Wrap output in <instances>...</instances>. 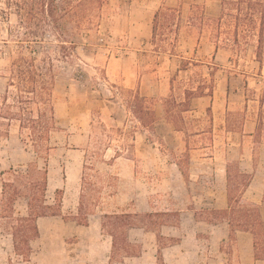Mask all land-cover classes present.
I'll list each match as a JSON object with an SVG mask.
<instances>
[{"label": "rangeland", "instance_id": "374dc122", "mask_svg": "<svg viewBox=\"0 0 264 264\" xmlns=\"http://www.w3.org/2000/svg\"><path fill=\"white\" fill-rule=\"evenodd\" d=\"M162 6L180 9L182 26L174 51L166 47V40L151 41L153 15ZM193 7L208 19L220 12L216 0H102L89 12L80 34L72 39L75 48L69 50L70 57L59 63L55 113L60 130L51 136L55 149L48 159L47 201H53L56 189H63L62 214L74 215L84 151L94 150L109 160L119 148L121 156L111 164L102 162L101 156L92 159L89 173L101 177L104 188L88 225L60 217L39 219L40 236L32 243L29 262L13 255L11 237L0 230V264H7L9 258L14 264H108L111 239L101 231L103 211L144 214L166 209L171 216L164 220L171 222L175 211L213 208L209 203L224 188L228 162H239L242 170L253 174L245 197L260 205L264 220V139L256 142L253 137H242L253 128L250 121L257 112L252 100L245 107V93L260 94L264 66L260 70L254 60L253 46L236 58L229 51L215 50L206 31L188 28L186 17ZM16 23L13 11L0 0V71L15 49L10 28ZM160 32L166 34V28L159 27ZM186 60L198 65L178 71ZM201 78L213 86L212 97L192 99L191 110L183 114L177 130L166 111L167 100L180 95L189 79L196 86ZM6 82L0 76V94ZM135 92L152 100L153 129L143 128L126 113L123 102ZM245 120L249 122L243 128ZM236 126H242L244 133L235 132ZM131 145L133 151H127ZM33 159L14 127L7 137L0 129V172ZM170 162H178L184 175ZM38 163L43 166L42 159ZM117 174L118 180L108 178ZM16 207L24 211V201ZM147 226L149 231H129V240L141 247L144 264L156 263V249L162 243H181L164 252L165 264H264L254 259L251 235L238 232L231 243L225 223L199 229L184 217L181 227L180 223L160 227L164 239L159 242L158 227ZM104 246L108 249L101 254ZM140 260L125 258L112 264H138Z\"/></svg>", "mask_w": 264, "mask_h": 264}, {"label": "trees", "instance_id": "16d2710c", "mask_svg": "<svg viewBox=\"0 0 264 264\" xmlns=\"http://www.w3.org/2000/svg\"><path fill=\"white\" fill-rule=\"evenodd\" d=\"M102 0H4L17 18L10 28V37L14 38L15 49L8 56V63L0 71L7 79L5 90L0 94V129L8 136L14 127L25 148L31 151L35 159L18 168L10 167L0 172V230L11 237L13 255L23 262H29L33 253L32 243L39 236L38 220L60 217L73 220L86 226L89 217L98 207L104 184L101 177L91 175L92 159L101 156L98 152L85 150L80 176V191L77 212L72 216H63V189H56L52 202L46 198L48 188V159L55 146L51 136L60 130L55 113V84L60 60L68 59L69 50L75 48L72 41L85 25L90 11ZM220 3L217 18L208 19L198 7L190 9L186 22L188 28L198 27L207 35L215 50H226L238 58L248 46H253L254 60L261 70L264 66V0H216ZM166 28V34L158 32L159 27ZM182 26L180 9L162 6L157 9L152 20L151 41L166 40V47L175 50L177 38ZM51 36L53 40H48ZM158 37V38H157ZM165 38V39H164ZM162 49L163 46H158ZM184 62L178 71H186L189 65L197 66L195 60ZM211 75V73H210ZM201 84L195 86L193 80L187 81V87L180 95H171L167 100V113L176 129L183 114L191 109L192 99L212 97L213 86L201 78ZM245 87L246 82H245ZM246 88V92H247ZM249 100L256 103L255 130L251 135L256 142L264 139V80L260 94L255 90L245 93V107ZM151 98L135 92L131 99L124 101L128 116L133 117L145 129H153L156 115ZM210 108H207L209 114ZM243 123H241L242 125ZM235 132L242 131L236 126ZM132 140L135 141L134 136ZM127 151H133L131 145ZM121 156L120 149L114 151L109 160L111 164ZM38 159L43 160L40 166ZM182 175L181 165L175 162ZM226 206L224 208L191 209L194 218L210 225L225 223L228 228V241L233 243L238 232L248 233L252 237L254 259L264 261V220L259 204L245 197L251 185L253 174L241 169L239 162H228L225 166ZM118 180V176H109ZM23 200L24 211L16 204ZM264 202V191H263ZM171 212H146L138 214L128 211H103L100 215V227L103 234L111 239L108 264L120 262L127 257L141 255L139 244L129 240V231L142 228L147 224L157 228L156 238L164 239L159 232L163 225L177 226L180 213L175 211L173 220H164ZM154 231V232H155ZM170 243H162L156 249V263L165 264L162 249ZM221 249V248H220ZM7 264H14L9 258Z\"/></svg>", "mask_w": 264, "mask_h": 264}, {"label": "crops", "instance_id": "0c3cea01", "mask_svg": "<svg viewBox=\"0 0 264 264\" xmlns=\"http://www.w3.org/2000/svg\"><path fill=\"white\" fill-rule=\"evenodd\" d=\"M247 122H249L248 120H245V122H244V124H243V128H244V125L245 124H247ZM250 124H252L253 125V128L251 129V130H249L248 132H247V134H243L242 135V137H244L245 135H247L248 137H252L251 135H249V134H252L253 132H254V130H255V122L253 121V120H251L250 121ZM170 124L166 121V127H168ZM243 131V130H242ZM243 133H244V131H243ZM118 158H116L114 161H116ZM170 165H175L176 167H177V165L175 164V162H170L169 163ZM225 166H226V164L224 165V183H223V181H222V185L224 186V188L222 189V190H220L219 191V195H218V198H214V199H212V202H210L209 204L211 205V206H213V208H219V209H221V208H224L225 206H226V176H225ZM177 169H179L178 167H177ZM117 176H118V174H117ZM183 183H184V185H185V182L183 181ZM250 187V186H249ZM163 212H166V209L165 210H163ZM180 212V226L179 227H181V225H182V223H183V219H184V217H185V220H186V222H188V224L189 223H193V224H195V225H197L198 226V228L200 229L201 227H202V225H207V226H209L210 224H207V223H205V222H202V221H197L195 218H194V214H193V212L192 211H179ZM94 215V214H93ZM93 215H91L90 217H92ZM90 217H89V220H90ZM100 217V216H99ZM99 222H100V220H99ZM212 226H217V225H212ZM178 227V228H179ZM163 228H166V225H163V226H161V229H163ZM181 245V243H178V244H176V245H173V246H170V247H166V248H164V249H162V255H163V257H164V252L165 251H170V249H172L173 247H176V246H180ZM108 249V247L107 246H104V249L101 251V254L103 253V252H105L106 250ZM252 250H253V248H252ZM180 251V250H179ZM100 254V255H101ZM103 256V255H102ZM127 258H136V259H141L140 261V263L139 262H137L138 264H144V262L142 261V256L140 255V256H138V257H127ZM125 259V258H124Z\"/></svg>", "mask_w": 264, "mask_h": 264}]
</instances>
